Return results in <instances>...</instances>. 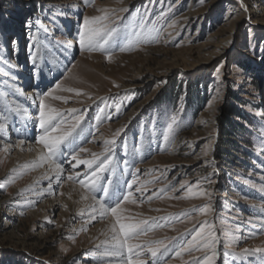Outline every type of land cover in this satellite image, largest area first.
Segmentation results:
<instances>
[{
  "label": "rangeland",
  "instance_id": "obj_1",
  "mask_svg": "<svg viewBox=\"0 0 264 264\" xmlns=\"http://www.w3.org/2000/svg\"><path fill=\"white\" fill-rule=\"evenodd\" d=\"M125 8L128 11H121ZM145 9L149 20L160 17L155 22L158 42L128 52L116 48L111 61L104 53L80 50L77 31L84 17L104 10L120 25L137 13L143 15ZM29 20L31 29L25 26ZM44 28L50 29L47 40ZM30 34L38 35L43 45L42 72L37 78L30 59ZM12 40L18 42L15 52ZM0 56L7 61L0 62V92L8 94L7 100L0 99V113L9 128L12 122L17 124L12 133L17 139L37 146L41 129L36 97L20 99L16 94L31 88L47 92L59 83L61 88L53 96L63 99L49 97L46 103L69 123L84 114L75 143L87 151L78 153L79 158L97 154L104 159L103 142L116 140L112 178H119L122 188L133 175L137 179L136 202L124 203L122 214L129 221L165 224L138 241L164 240L168 251L161 264L202 260L206 250L197 251L195 246L180 257L174 253L205 220L216 225L220 241L216 264H239L240 256L233 261L232 255L225 258V252L264 248V208L260 207L264 192L259 191L264 184V0H91L87 6L83 0H0ZM55 61L61 65L57 73ZM69 88L80 94L65 90ZM15 104L10 119L9 108L14 111ZM21 108H30L28 114L22 113L27 118L25 127L30 117H36V128L29 134L17 119ZM234 108L240 119L231 117ZM171 115H176L178 126L169 134L166 125ZM231 119L239 132L237 149L227 155L222 132ZM8 130L0 131L1 137ZM145 133L153 141L146 149ZM7 144L0 142V264H117L118 258L100 254L104 233L114 218L97 215L91 221L73 215L77 205L65 184L86 194L87 189L66 176L77 172L83 176L90 170L85 165L71 168L68 157L54 194L37 196V171L25 162L24 151L21 156L19 149ZM137 187L141 192H135ZM209 204L211 213L194 211ZM233 234L250 238L227 247ZM261 255H249L248 264H255Z\"/></svg>",
  "mask_w": 264,
  "mask_h": 264
},
{
  "label": "snow or ice",
  "instance_id": "obj_2",
  "mask_svg": "<svg viewBox=\"0 0 264 264\" xmlns=\"http://www.w3.org/2000/svg\"><path fill=\"white\" fill-rule=\"evenodd\" d=\"M91 0H83L85 6H87ZM103 14L98 16L84 17L82 26L77 31L78 46L81 51L89 52H101L104 53L109 61L113 58V53L116 48H119L121 52H128L134 49H138L141 45L151 44L158 42L160 39V30L156 28L155 22L160 17L157 16L153 20H149V10L145 9L144 14L137 13L127 23L117 25L112 16L104 10H101ZM121 11H128V9H121ZM115 19L123 21L125 18L116 17ZM41 22L37 20V24ZM26 28L31 29L32 21L26 22ZM171 26V25H170ZM39 31V29H38ZM44 39L49 38L48 34L50 29L44 28ZM119 38V40H118ZM30 45V59L33 65L34 78L41 75L40 62L43 57L40 55L41 48L43 47L41 39L38 35H29ZM13 51L18 50V42L16 40L11 41ZM60 43H65L60 41ZM71 46V45H69ZM0 62L4 61L3 56H0ZM13 68L17 65H12ZM7 75V73H6ZM61 85L57 83L55 89H60ZM54 89V90H55ZM50 90L42 93H34L38 100L37 109L38 117L37 122L41 133L39 135L38 143L42 146L40 162L41 164L47 163L50 165L51 170L55 172V179L60 182L61 175L64 171L63 160L68 159L70 167L75 169L80 165H85L90 171L85 172L83 176L80 173L68 174L66 179L68 181L78 182L82 187L87 189V194L83 197L88 199L89 197L95 202V206L91 208V212L99 215L101 218L111 216L114 218V222L111 225V240L104 241L105 245L103 251L100 253L104 257L118 258L117 264H148L149 259L152 264H161L160 258L168 251V244L164 240H151L138 242L141 236H146L149 231L154 227L163 228L165 224H156L153 220L152 225H149L148 220H136L129 221L122 213L124 209L122 205L126 202L136 201L133 199V185L137 184V179L133 175L130 182L125 181L123 188L119 184V178L113 179L116 173V165L113 163V155L116 146V140H105V155L104 159H100V156L93 154L92 159H80L78 153L86 152L87 149L77 146L76 140L78 139L81 129V122L84 120V114H78L73 117L69 123L65 120L56 108L51 107L46 100L51 97L53 99H63L59 96H53V91ZM66 91H77L75 89H65ZM80 93L77 91V95ZM8 94L6 92H0V99L7 100ZM66 102V101H65ZM7 106V105H5ZM119 108V105H117ZM71 112H76V109H71ZM110 118V117H109ZM4 119L3 114L0 113V121ZM170 123L166 125L169 134L173 133L174 127L178 126L176 115L169 117ZM67 125V126H66ZM6 124L0 122V131L6 129ZM124 129H120L116 132V136L119 137ZM169 137L165 136L167 140ZM23 143V142H22ZM68 154L67 156L65 154ZM63 158V159H62ZM74 162V163H73ZM95 166V167H94ZM27 167V166H25ZM139 172V169H136ZM217 170L214 169V174ZM110 173L109 178L104 177V173ZM45 179H49L48 193L54 194V189L51 186V179L45 176ZM209 183H211V178ZM142 187V186H141ZM141 187H137L135 192H141ZM184 187V185H181ZM161 189L160 192H163ZM189 193L192 189H188ZM259 191L264 192V184H261ZM209 195L208 193H203ZM99 197V198H98ZM152 197L150 196L149 199ZM264 200V197H262ZM31 201H26V204H31ZM264 208V203L260 205ZM194 211L199 212L201 215H205L214 211L211 205H205ZM23 215V213H21ZM96 215H91L90 219H96ZM190 215V214H189ZM162 221L172 220V217H160ZM250 238L232 235V241L227 245L231 247L232 244H239L243 240ZM220 241L216 230V225L213 222L205 220L201 223L199 230L196 231L192 239L186 244H181L179 249L175 251L174 256L180 257L182 253L189 252L195 246L197 251L201 249L206 250V254L203 259H196L195 264H216V259L219 255L218 245ZM257 253H261L259 261L255 264H264V248L248 249L244 248L239 253L225 252V258L232 255L233 261L236 256H240L239 264H248L247 257L249 255L255 256ZM166 264V262H165Z\"/></svg>",
  "mask_w": 264,
  "mask_h": 264
},
{
  "label": "bare ground",
  "instance_id": "obj_3",
  "mask_svg": "<svg viewBox=\"0 0 264 264\" xmlns=\"http://www.w3.org/2000/svg\"><path fill=\"white\" fill-rule=\"evenodd\" d=\"M54 70H55V73H57V72H59L60 70H61V65L57 62V61H55L54 62ZM25 76H27V75H25ZM28 77V76H27ZM52 78V77H51ZM26 84V83H25ZM19 89H21L22 90V88H19ZM20 91V90H19ZM19 91H17V92H19ZM37 91L36 90H33V88H31V89H29V90H26V92L25 93H18V94H16V96H18L20 99H24V98H26V97H30V96H35L34 95V93H36ZM31 99V98H30ZM29 99V101H33V100H30ZM22 101V100H21ZM29 103V102H28ZM27 103V104H28ZM29 104H31V103H29ZM13 104H11V106H12ZM8 106V105H7ZM25 106V105H24ZM33 106V105H32ZM10 107V106H9ZM14 107V106H13ZM19 107V106H18ZM20 107H22V106H20ZM19 107V108H20ZM8 108V107H7ZM12 108V107H11ZM11 108H9V117H10V119L12 118V117H14L13 116V114L15 113V109H17V105L15 104V107L13 108L14 109V111L11 109ZM34 109H36L35 107H33ZM30 109V108H29ZM29 109H24V108H21V109H18V111H17V114H18V120H19V123L21 122V124L23 125V131H25L26 129H27V134H29L28 133V131L29 130H31V129H34V128H36V117L34 116H32V118L30 117L29 118V120H28V126L26 125V127H25V125L24 124H26V122H27V120L25 121V119H27L26 118V116L25 115H23L22 113H29V112H27V110H29ZM36 111V110H35ZM26 114V115H27ZM14 119V118H13ZM12 119V120H13ZM15 120V119H14ZM13 120V121H14ZM2 122H4L5 124H6V129H9L8 130V132H6V134L5 135H7V133L10 135V136H7V139H6V136L4 135V137H1V135H0V142H2V141H6V143H9V144H7V146L9 147V146H13V147H15L16 149H19L20 150V153L22 154L21 156H23V154L25 153V162H27V163H29L28 164V166L29 167H32L33 168V170H35V171H37V176L34 178V179H36L37 180V184L39 185V187L37 188V193H38V195L37 196H43V195H48V196H50L49 195V193H48V187H49V179H45V176H48L50 179H51V186H52V188L54 189L55 188V184H58L59 182L55 179V172H53L52 170H51V167H50V165L49 164H47V163H44V164H41V162H40V155H41V145L40 144H38L37 146H33V145H29L30 143H27V142H25V141H23L22 139H17L16 138V136H13L12 135V133H13V131H15L16 130V128L18 127V126H16L17 124H14V122H12V124H11V128H9L8 126H10V125H8L9 123H7V119L6 118H4L3 120H2ZM18 123V122H17ZM13 128H14V130H13ZM1 133V132H0ZM144 140H143V148L144 149H146V148H150L151 146H152V139L150 138V136L147 134V133H145L144 135ZM29 138H30V136H29ZM28 137L27 138H25V139H29ZM156 141H157V139H156ZM23 142V143H22ZM79 144V142L78 143H76V145H78ZM3 145H5V143L3 144ZM40 145V146H39ZM8 147H6V149L8 148ZM14 148V149H15ZM9 149V148H8ZM23 151H24V153H23ZM27 156H29V157H27ZM27 159H29V160H27ZM64 174L62 173V175H61V177L63 176ZM63 180V179H62ZM121 183V182H120ZM65 186H69V187H71V194H72V203H74L75 202V204L77 205L76 206V208H74L73 209V215H75V216H82V217H84V216H88V217H90L91 215H96L95 213H92L91 212V208L93 207V206H95V202L89 197L88 199H84L83 197L86 195V193L85 192H83L79 187H74L73 188V185H71L70 183H66L65 184ZM121 188H122V185H121ZM73 189H74V191H73ZM35 191V190H34ZM53 195V194H52ZM33 196V195H32ZM54 197V196H53ZM55 202V200H52L51 201V205L53 206V203ZM60 204V203H59ZM54 209H55V207H54ZM71 212V211H70ZM97 216V215H96ZM99 216V215H98ZM100 217V216H99ZM101 218V217H100ZM91 221H94V219H92ZM90 221V222H91ZM108 223H110V222H108ZM105 231V230H104ZM112 236V232H111V227H109V228H107V230L105 231V233H104V238H103V241L101 242V245L102 246H105L104 244H103V242L104 241H106L107 239H111L110 237ZM108 241V240H107ZM110 258H112V257H110Z\"/></svg>",
  "mask_w": 264,
  "mask_h": 264
},
{
  "label": "trees",
  "instance_id": "obj_4",
  "mask_svg": "<svg viewBox=\"0 0 264 264\" xmlns=\"http://www.w3.org/2000/svg\"><path fill=\"white\" fill-rule=\"evenodd\" d=\"M259 85V83H258ZM261 86L259 85V88ZM231 117L233 118H237V119H240L241 116H240V112L238 111L237 108H234L231 112ZM237 131L239 132V125L236 124L235 122L231 120H228V123L227 125H225V128L222 132V135L224 137V139H226L227 141L225 142V147L224 149L226 150V152L228 151L227 155L231 152V150H236L237 149V146H236V143H237V140H236V133ZM225 152V153H226Z\"/></svg>",
  "mask_w": 264,
  "mask_h": 264
}]
</instances>
